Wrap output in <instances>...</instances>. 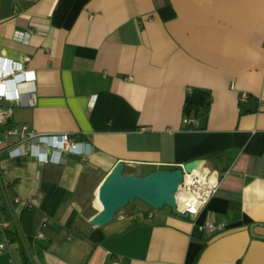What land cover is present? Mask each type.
<instances>
[{
  "label": "crops",
  "instance_id": "crops-1",
  "mask_svg": "<svg viewBox=\"0 0 264 264\" xmlns=\"http://www.w3.org/2000/svg\"><path fill=\"white\" fill-rule=\"evenodd\" d=\"M0 57L34 75L7 83L20 97L0 100L12 107L1 129L66 134L85 154H2L0 208L34 196L22 224L56 231L26 236L36 264H191L203 243L195 264H264V0H0ZM194 159L219 179L197 214L136 199L87 221L116 163L143 175ZM206 220L224 227L209 234Z\"/></svg>",
  "mask_w": 264,
  "mask_h": 264
},
{
  "label": "built area",
  "instance_id": "built-area-1",
  "mask_svg": "<svg viewBox=\"0 0 264 264\" xmlns=\"http://www.w3.org/2000/svg\"><path fill=\"white\" fill-rule=\"evenodd\" d=\"M34 75L30 72L22 73L17 71L12 63L8 65V59L0 57V100H18L20 97L19 89L12 87L7 88V83L11 80H20L26 82L33 80ZM246 93L239 95V100H245ZM12 114V107H3L0 105V157L3 153L8 157H19L30 152L37 159V162L42 165L44 163H58L61 158V153H74L84 156V152L78 147L80 142L72 139L66 134L63 135H38L29 130L27 125L15 126L6 130L1 129ZM194 117L184 115L182 124L184 127L194 126ZM16 138L12 144L7 143L9 138ZM30 147V150L26 148ZM33 148V150H31ZM219 188V179L214 174L210 173L205 168L192 169L189 173H184L183 182L179 186L181 195L176 197L177 210L180 213H189L191 216L200 211L209 200L213 197ZM14 203L21 208H34L36 199L34 196L28 195L25 198H14ZM9 227V222L0 216V251L5 249L8 240L5 238L4 231ZM224 227L223 222L214 223L212 220H206L201 229L209 234L217 232Z\"/></svg>",
  "mask_w": 264,
  "mask_h": 264
},
{
  "label": "water",
  "instance_id": "water-1",
  "mask_svg": "<svg viewBox=\"0 0 264 264\" xmlns=\"http://www.w3.org/2000/svg\"><path fill=\"white\" fill-rule=\"evenodd\" d=\"M123 164L116 163L98 186L95 196L99 206L87 220L91 226L108 223L119 209L136 199L153 209L166 206L172 213L189 218V213L177 210L176 194L184 173L200 168V160H191L176 169H154L143 175L125 174Z\"/></svg>",
  "mask_w": 264,
  "mask_h": 264
},
{
  "label": "trees",
  "instance_id": "trees-1",
  "mask_svg": "<svg viewBox=\"0 0 264 264\" xmlns=\"http://www.w3.org/2000/svg\"><path fill=\"white\" fill-rule=\"evenodd\" d=\"M188 110L190 111L191 108L188 107L186 108V112L188 113ZM81 137H79L80 139ZM2 155L0 157V160L2 159ZM177 167H173V168H168V169H176ZM154 170V169H153ZM5 199V205L3 207L0 208V214L4 217V219L6 221L9 222V227L6 228V230L4 231V235L5 238L8 240V243H16L18 246V251H19V259H20V263L19 264H36L31 248L29 247V244L26 240V236L27 235H33L36 234L37 231H42L45 233H55L56 231H54V229H52L51 227L43 224V223H37L35 225L34 229H30L25 227L22 224V214L24 213H32V214H37L36 209L33 208H22L19 212H16L14 209L17 204L14 203V200H10L7 197H4ZM72 219V215L70 217ZM68 224H70V219L67 221V226ZM205 247V243H203L202 247L199 249V251L197 252V254L195 255V257L193 258L191 264H195L198 260V257L200 256V254L202 253L203 249Z\"/></svg>",
  "mask_w": 264,
  "mask_h": 264
},
{
  "label": "bare ground",
  "instance_id": "bare-ground-1",
  "mask_svg": "<svg viewBox=\"0 0 264 264\" xmlns=\"http://www.w3.org/2000/svg\"><path fill=\"white\" fill-rule=\"evenodd\" d=\"M180 195H181V190L178 189V192H177V194H176V197H179Z\"/></svg>",
  "mask_w": 264,
  "mask_h": 264
},
{
  "label": "rangeland",
  "instance_id": "rangeland-1",
  "mask_svg": "<svg viewBox=\"0 0 264 264\" xmlns=\"http://www.w3.org/2000/svg\"><path fill=\"white\" fill-rule=\"evenodd\" d=\"M121 209H122V208H121ZM119 210H120V209H119ZM119 210H118V211H119Z\"/></svg>",
  "mask_w": 264,
  "mask_h": 264
}]
</instances>
